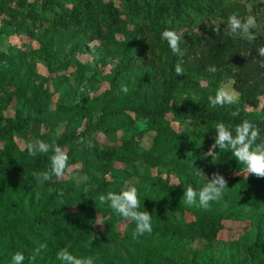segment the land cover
Listing matches in <instances>:
<instances>
[{
	"label": "trees",
	"instance_id": "1",
	"mask_svg": "<svg viewBox=\"0 0 264 264\" xmlns=\"http://www.w3.org/2000/svg\"><path fill=\"white\" fill-rule=\"evenodd\" d=\"M228 5V0H123L119 4L113 0H0V13H10L13 26L27 20L44 23L58 50L68 45L71 53L81 52L84 36H88L115 46L119 58L110 88L96 110L97 118L83 112V100L73 105L77 114L89 116L84 130L58 132L49 125V86L34 88L33 103L25 115L16 108L15 119L0 123V142L7 155L0 160V264H11L18 251L25 255L24 264H61L48 261V254L55 255L69 244L73 255L90 256L94 264H190L199 253L198 246L193 247L195 241L212 243L234 222L248 219L250 224L241 235L243 255L222 264H264V178L247 176L230 151L217 148L214 156L202 160L214 143L217 122L234 129L249 120L264 137V58L257 54L264 46V30L252 29V41L243 35L225 34ZM20 7L24 10H18ZM196 19L213 20L219 27L196 33L189 30ZM165 29L181 37L182 56L173 55L161 39ZM215 29H220V34ZM57 59L47 58L50 75L56 73ZM136 59L150 62L158 73L136 69ZM177 63L184 69L183 76L175 74ZM209 65L217 71H206ZM78 71L79 81H83L85 67L79 66ZM123 73L126 78L114 83V77ZM225 82L238 93V101L213 107L206 98L212 94L199 89L218 88ZM25 92L22 84L15 86L0 101V110H7L13 99ZM182 96L186 98L176 99ZM192 96L199 103H194ZM244 105L254 110L251 118L242 114ZM113 115H125L130 122L144 120L151 127L122 138L118 147L77 145L92 129L106 126ZM148 131L161 141L140 150L142 136ZM15 135H28L50 145L55 142L65 150L68 162L84 163L78 169L84 173L117 164L136 173L140 167L141 178L135 187H139L140 210L152 214L153 231L133 239L135 223L123 221L99 202V195L123 188L109 180L76 183L54 177L37 200L33 173L47 169L52 152L31 156L25 148L10 153ZM194 167L209 179L211 173L218 172L228 181L223 200L212 203L208 210L181 201L189 185L199 189L205 182L194 175ZM40 244L47 247L31 259Z\"/></svg>",
	"mask_w": 264,
	"mask_h": 264
},
{
	"label": "rangeland",
	"instance_id": "2",
	"mask_svg": "<svg viewBox=\"0 0 264 264\" xmlns=\"http://www.w3.org/2000/svg\"><path fill=\"white\" fill-rule=\"evenodd\" d=\"M113 1L119 4L123 0ZM228 3L229 16L233 13L238 14L240 18L251 15L255 17L257 30H264V0H228ZM35 7L39 9L38 4ZM18 10H24V7H20ZM11 16L10 13H0V101L5 98L6 93L19 84L26 88V92L24 95H17L7 110H0V123L4 124L8 120L15 119L16 108H21L23 115H25L27 108L33 103L32 92L34 88L42 90L49 86L51 89L47 111L49 125L58 132L64 129L76 130V132L84 130L89 116L77 114L73 105L77 101L83 100L85 104L83 112L91 114L95 119L97 118L96 110L101 104L103 93L110 88L112 72L119 62L115 53L116 47L101 40L84 36L83 51L71 53L68 45L62 46L58 50L51 31L44 23H33L27 20V22L16 27L13 26V21H10ZM213 26L219 27V24L213 20L202 22L196 19L189 30L202 34L205 32L204 30ZM49 56L51 58L58 57L57 70L54 75L49 74L47 66ZM79 66H84L87 72L83 81H79ZM134 66L138 70L150 69L151 73H158L151 63L144 59H136ZM125 78L126 74L123 73L115 76L113 82L117 84ZM221 85L231 87L230 82L221 83L218 88ZM81 86H84L83 92L80 91ZM218 88L210 86L199 90L204 94L209 92L212 94L211 96H214ZM185 98L186 96H182L176 99L184 100ZM206 98L209 101L208 96ZM191 100L194 103H199L195 96H192ZM240 110L248 118L254 114V110L247 105H244ZM107 120L106 126L92 129L77 141V145L88 146L89 143L91 145L103 143L118 147L122 138H129L132 134L151 127V124L144 120L130 122L125 115H113ZM171 125L178 128L176 123H171ZM29 141L31 139L28 135H15L8 152L14 153L25 149ZM160 141L153 131H148L142 136L140 150L148 149ZM4 148L5 144L0 142V160H5L7 157L3 153ZM210 148L207 149L206 155L202 159L203 162L212 157L207 155ZM130 153L134 154V151ZM68 165L64 179H62L65 182V179L76 183L105 179L112 184H120L122 187L125 184L137 186L142 171L140 167H137V172L132 173L130 168H124L117 164L115 167L84 173L78 170L84 165L82 161L78 163L68 162ZM64 181L59 182L64 183ZM249 221L250 219L234 222L231 228L224 230L219 238L212 243L195 241L193 247L198 246L199 253L197 259L191 261L190 264L235 262L237 258L243 255L244 242L241 235L250 224ZM96 225L101 226L99 221ZM228 240H233V243ZM48 257V261H58L56 254H48Z\"/></svg>",
	"mask_w": 264,
	"mask_h": 264
},
{
	"label": "clouds",
	"instance_id": "3",
	"mask_svg": "<svg viewBox=\"0 0 264 264\" xmlns=\"http://www.w3.org/2000/svg\"><path fill=\"white\" fill-rule=\"evenodd\" d=\"M256 26L255 17L250 15L242 19L238 14L233 13L227 18V28L224 31L225 34L232 36L243 35L248 41H252L255 39L252 29ZM215 31L220 34V29H215ZM161 39L167 42L173 55H183L180 47L181 37L176 31L165 29L161 33ZM257 54L264 58V46L257 49ZM174 70L177 77L183 76L184 69L181 64L177 63ZM206 71L215 73L217 69L215 66L209 65ZM84 90V86H81L80 91L83 92ZM122 91L126 92L127 88L122 86ZM208 99L213 107L217 105L222 107L225 104H235L238 101V93L231 87L221 85L216 90L215 95L209 96ZM214 131V143L207 155L213 156L217 148L225 152L230 151L238 164L244 166L247 176L254 175L257 178H264V137H261L260 128L256 124L249 120H243L232 129L223 122H217ZM91 146L89 143V147ZM26 150L31 156L52 152L47 169L33 173L36 181L33 192L35 198L39 200L41 190L46 183L52 181L54 177L60 180L65 176L69 167L68 156L65 150L55 142L50 145L38 138L27 142ZM194 169V175L203 177L205 182L199 189L189 185L184 190L181 201L188 207L195 206L201 210H208L212 203L223 200L226 190H229L228 181L218 172L211 173V179H209L202 169L196 167ZM58 195L63 196V191L58 190ZM98 199L101 204H106L123 221L135 223L133 239H138L145 233L150 234L153 231L152 214L145 209L140 210L138 189L134 185L125 184L119 192L108 191L106 194L99 195ZM46 247V244H40L35 249L31 259L34 260ZM70 248L71 245L69 244L56 252V259L61 264H94L92 257L73 255ZM24 261V253L18 251L13 254L11 264H24Z\"/></svg>",
	"mask_w": 264,
	"mask_h": 264
}]
</instances>
